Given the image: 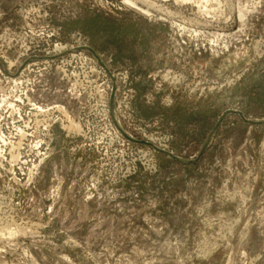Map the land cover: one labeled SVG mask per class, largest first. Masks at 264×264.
<instances>
[{
    "label": "rangeland",
    "instance_id": "374dc122",
    "mask_svg": "<svg viewBox=\"0 0 264 264\" xmlns=\"http://www.w3.org/2000/svg\"><path fill=\"white\" fill-rule=\"evenodd\" d=\"M127 1L0 0V264H264V0Z\"/></svg>",
    "mask_w": 264,
    "mask_h": 264
},
{
    "label": "water",
    "instance_id": "95a60500",
    "mask_svg": "<svg viewBox=\"0 0 264 264\" xmlns=\"http://www.w3.org/2000/svg\"><path fill=\"white\" fill-rule=\"evenodd\" d=\"M77 49H85V50H88L95 58H96V60L100 63V65L101 66H103L104 68H106L105 67V65H104V63L101 61V59H100V57L97 55V53L92 49V48H90V47H78ZM113 95H114V89L112 90V95H111V100H110V109L112 110V105H113ZM120 129V131L123 133V135L124 136H126L128 139H132V138H130L129 136H127L124 132H123V130L121 129V128H119ZM138 142H140V143H142V144H146V145H148V146H151V147H153L154 149H156V150H158V151H161V152H163V153H166V154H169V155H171V153H168L167 151H164L163 149H160V148H157L156 146H154V145H152L151 143H149V142H146V141H138Z\"/></svg>",
    "mask_w": 264,
    "mask_h": 264
},
{
    "label": "bare ground",
    "instance_id": "6f19581e",
    "mask_svg": "<svg viewBox=\"0 0 264 264\" xmlns=\"http://www.w3.org/2000/svg\"><path fill=\"white\" fill-rule=\"evenodd\" d=\"M128 1H129V3H131L132 5H134L135 10H139V12L141 11L142 13L144 12V14L148 13V11H145L146 9L143 10L141 7L137 6V4H135L136 2L134 3V1H133V2H131L130 0H128ZM128 1H127V2H128ZM174 1H176V2H180V1H183V0H174ZM255 2H256V1H255ZM255 2H254V1H252V2H251V1H248L247 4L245 3L246 5H243L244 7L242 6V10L240 9V10H241L240 16L242 17L241 20H243V18L246 17V16H245V11L252 10V9L255 10V7H256V5H257V4H256L257 2H256V3H255ZM261 3H262V2H261ZM131 4H130V5H131ZM239 8H240V7H239ZM238 14H239V13H238ZM246 14H247V12H246ZM240 16H239V17H240ZM244 16H245V17H244ZM246 20H247V19H246ZM244 21H245V20H244ZM244 21H243V24L245 23ZM58 50L61 51V50H63V48H59ZM10 64H11V63H10ZM10 64H9V65H10ZM7 68H8V67H7Z\"/></svg>",
    "mask_w": 264,
    "mask_h": 264
},
{
    "label": "built area",
    "instance_id": "2783aa9c",
    "mask_svg": "<svg viewBox=\"0 0 264 264\" xmlns=\"http://www.w3.org/2000/svg\"><path fill=\"white\" fill-rule=\"evenodd\" d=\"M73 49H75V48H73ZM80 50V49H79ZM82 50H84V49H82ZM75 51V50H74ZM88 51V50H87ZM95 58V57H94Z\"/></svg>",
    "mask_w": 264,
    "mask_h": 264
}]
</instances>
